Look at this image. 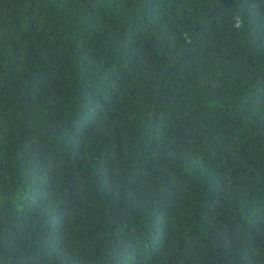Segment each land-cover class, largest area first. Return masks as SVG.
I'll use <instances>...</instances> for the list:
<instances>
[{
  "label": "trees",
  "instance_id": "1",
  "mask_svg": "<svg viewBox=\"0 0 264 264\" xmlns=\"http://www.w3.org/2000/svg\"><path fill=\"white\" fill-rule=\"evenodd\" d=\"M0 264H264V0H0Z\"/></svg>",
  "mask_w": 264,
  "mask_h": 264
},
{
  "label": "clouds",
  "instance_id": "2",
  "mask_svg": "<svg viewBox=\"0 0 264 264\" xmlns=\"http://www.w3.org/2000/svg\"><path fill=\"white\" fill-rule=\"evenodd\" d=\"M236 26H237V27H239L240 25H239V24H237Z\"/></svg>",
  "mask_w": 264,
  "mask_h": 264
}]
</instances>
